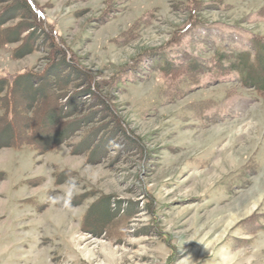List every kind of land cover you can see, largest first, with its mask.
Here are the masks:
<instances>
[{
    "label": "rangeland",
    "instance_id": "rangeland-1",
    "mask_svg": "<svg viewBox=\"0 0 264 264\" xmlns=\"http://www.w3.org/2000/svg\"><path fill=\"white\" fill-rule=\"evenodd\" d=\"M34 1L43 25L0 1L15 14L4 27H32L0 38V77L40 72L61 58L56 42L114 112L86 97L77 117L94 121L67 142L0 149V264H264V93L152 62L248 49L264 0ZM33 29L44 35L28 51ZM93 138L90 160L77 147Z\"/></svg>",
    "mask_w": 264,
    "mask_h": 264
},
{
    "label": "trees",
    "instance_id": "trees-1",
    "mask_svg": "<svg viewBox=\"0 0 264 264\" xmlns=\"http://www.w3.org/2000/svg\"><path fill=\"white\" fill-rule=\"evenodd\" d=\"M19 1L22 2L19 5L33 14V20H39L43 25L45 21L43 8L34 0ZM14 15L8 16L3 8L0 10L1 39L10 42L20 41L22 34L32 28L25 23L13 31L9 30V27H4L3 25L13 19ZM55 34L53 30H49L43 41L52 40ZM42 35H44L42 31L37 34V31L33 29L26 37L24 44L26 48L28 47L26 50L30 51L39 47L36 41L42 38ZM54 45L60 52L61 58L57 61L49 58L50 64H47L40 72L27 71L11 79L0 77V111L2 112L0 114V149L31 146L45 152L67 142L79 129L85 127L86 121L88 123L94 121L87 115L82 118L77 117V113L82 112L80 105L84 103L86 97H89L93 104L102 105L107 111L114 112L110 101L98 92L99 84L95 75L77 64L59 43L54 42ZM152 62H155L156 67L165 73H173L185 67L194 74L195 72L197 74L213 72L218 78H215L216 81L237 75L243 87H252L264 93V37L257 34H253L251 46L248 49L235 51L227 46L218 48L209 64L196 56L184 62H176V59L169 58L168 52L159 54ZM66 71L69 72L66 73ZM76 79L77 81H74ZM72 83L74 86L85 85L82 92L73 93V89L69 88ZM64 98H67V101L62 103L61 100ZM92 107L94 106L91 105ZM93 112L97 113L96 110ZM92 117L95 116L92 115ZM122 131L125 137L129 138L130 133L126 129ZM92 140L94 138L86 139L77 147L80 153L89 152L90 160L102 154L99 153L102 147H94Z\"/></svg>",
    "mask_w": 264,
    "mask_h": 264
}]
</instances>
